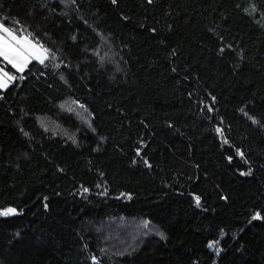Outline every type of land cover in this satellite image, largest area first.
Returning a JSON list of instances; mask_svg holds the SVG:
<instances>
[{
	"label": "trees",
	"instance_id": "trees-1",
	"mask_svg": "<svg viewBox=\"0 0 264 264\" xmlns=\"http://www.w3.org/2000/svg\"><path fill=\"white\" fill-rule=\"evenodd\" d=\"M0 24L48 54L0 58V264H264V0H0Z\"/></svg>",
	"mask_w": 264,
	"mask_h": 264
},
{
	"label": "snow or ice",
	"instance_id": "snow-or-ice-1",
	"mask_svg": "<svg viewBox=\"0 0 264 264\" xmlns=\"http://www.w3.org/2000/svg\"><path fill=\"white\" fill-rule=\"evenodd\" d=\"M0 33H3L0 34V57H3V59L12 64L13 67L23 71L24 67L27 66L29 59L31 58L39 59L43 62L44 52L39 50L30 51L29 48L25 47L24 44H22V41L3 24H0ZM31 48L36 49V46L31 45ZM0 72L3 73L0 75V88H5L8 86V82L12 80V77L9 76L7 72H3L2 69H0ZM217 131L220 130L217 129ZM196 201L197 205H199V197L196 198ZM15 213L16 209L14 208H8L0 211V215L4 216ZM254 218H259V214H257ZM209 246L212 247L213 245L210 244Z\"/></svg>",
	"mask_w": 264,
	"mask_h": 264
},
{
	"label": "rangeland",
	"instance_id": "rangeland-1",
	"mask_svg": "<svg viewBox=\"0 0 264 264\" xmlns=\"http://www.w3.org/2000/svg\"><path fill=\"white\" fill-rule=\"evenodd\" d=\"M14 33V32H13ZM0 34H3V33H0ZM15 34V33H14ZM15 36L20 39L22 41V44H24L25 47H28L30 51H36V50H39V51H42L44 52V58H43V61L46 59V57L48 56L47 54V50L46 48H44L43 46H41L40 44H38L37 42H35L34 40H32L30 37L26 36V35H18V34H15ZM26 38V39H25ZM10 39V38H9ZM14 43V42H13ZM31 45H35L36 46V49H32L31 48ZM5 63L9 64L12 66V64L8 63L6 60L3 59V57H0ZM35 58H31L29 59L30 60H33ZM37 61H40L39 59H35ZM29 63V62H28ZM13 67V66H12ZM15 68V67H14ZM25 68V67H24ZM0 69L3 70V72H7L9 76L13 77L12 74L6 70L5 68H3L0 64ZM16 70H18L17 68H15ZM20 71V70H18ZM3 73L0 72V75H2ZM12 81V80H11ZM11 81L8 82V85L11 83ZM6 88V87H5Z\"/></svg>",
	"mask_w": 264,
	"mask_h": 264
}]
</instances>
